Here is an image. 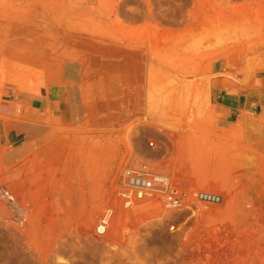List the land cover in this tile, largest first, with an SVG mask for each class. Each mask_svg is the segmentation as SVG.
<instances>
[{
    "label": "rangeland",
    "instance_id": "374dc122",
    "mask_svg": "<svg viewBox=\"0 0 264 264\" xmlns=\"http://www.w3.org/2000/svg\"><path fill=\"white\" fill-rule=\"evenodd\" d=\"M42 2L47 10L34 13L39 28L27 33L19 23L10 41L24 34L62 39L67 28L69 39H106L140 50L146 82L153 71L156 86L144 82L150 102L144 95L135 122L115 125L123 117L112 118L110 97L123 85L102 74L101 100L87 101L83 127L63 130L49 152L38 149L13 167L0 153V264H264V110L244 112L224 129L211 102L212 90H250L263 74L264 0ZM20 40L31 44L0 61V100L14 91L41 96L58 82L57 49L43 53L44 39ZM144 165L172 177L189 199L210 191L222 202L176 212L160 200L125 211L122 175ZM109 207L116 216L100 235Z\"/></svg>",
    "mask_w": 264,
    "mask_h": 264
},
{
    "label": "crops",
    "instance_id": "0c3cea01",
    "mask_svg": "<svg viewBox=\"0 0 264 264\" xmlns=\"http://www.w3.org/2000/svg\"><path fill=\"white\" fill-rule=\"evenodd\" d=\"M42 3V0L40 3L37 0H0V61L8 57L14 59L13 55L17 54L20 46L27 48L26 44H31L20 39H44L41 52L49 50V43L53 41L51 36L24 34L15 37L17 40L13 42L8 35L19 23L20 28L24 29L23 32L36 30L38 17L34 13L38 9L47 10ZM27 12L32 14L26 15ZM61 38L64 39L63 36ZM34 41L32 43L35 44ZM45 54L44 57L47 56ZM56 55V59L62 60V65L55 69V74L59 77L57 84H50L41 96L14 91L4 94L0 100V153L2 162L7 167H13L31 156H36L38 149L45 148L49 152L62 137L63 130L83 127L87 115V101L101 100V75L111 78L115 76L108 69L101 68L102 62L97 57L89 58L93 62H84V59L80 61L64 53ZM50 70L53 73V69ZM124 92L123 87L110 99L120 101L121 105L126 106ZM211 102L220 115L218 121L224 129L236 124L244 112L264 110V71L254 79V86L250 90L234 92L225 89L223 85L220 89L212 90ZM110 113L111 110L109 115ZM115 121V125L122 124L116 119Z\"/></svg>",
    "mask_w": 264,
    "mask_h": 264
},
{
    "label": "bare ground",
    "instance_id": "6f19581e",
    "mask_svg": "<svg viewBox=\"0 0 264 264\" xmlns=\"http://www.w3.org/2000/svg\"><path fill=\"white\" fill-rule=\"evenodd\" d=\"M222 4V3H221ZM94 23V22H93ZM67 24V23H66ZM93 26V25H92ZM80 28V27H79ZM73 29V28H72ZM81 29V28H80ZM220 29V28H219ZM71 30V29H70ZM68 28L65 31H60L63 34L64 38L67 39H53L52 43H49V49L52 50V48H54L56 51H58L57 53H60V51L64 50L66 52H64V54H67L68 56L74 58V59H78L80 61H91V59H89L90 57H97L98 59L101 60V68L102 69H108L109 72L111 71L113 74H118V79L113 76L112 78L110 77V81L111 82H116L118 80V82H120L123 87L125 88V92H124V97L126 100V106L123 107L120 103V101H115L113 102V105L111 106L113 108V110H117L116 114H114L112 116V118H116V116L118 117H123V121L122 124L127 123V121L129 122L130 119L135 118L136 116L139 117L138 115H140V113L142 112V110L145 108L144 104L146 105V103H144V95L146 94L144 92V88H145V84L144 82H146L147 76H146V70H144L145 65H144V61H145V56L141 53L140 50L138 49H128V48H120V47H116V46H112L111 44L106 43V39H104L105 41L100 42L98 39H69L72 36L73 31L71 32ZM76 30V29H75ZM74 30V31H75ZM84 30V28L82 29ZM93 30V29H92ZM98 30V29H96ZM86 31V29H85ZM84 31V33H85ZM101 31V30H100ZM99 31V32H100ZM88 32V30L86 31ZM90 32H92L90 30ZM98 32V33H99ZM83 31L82 34L84 35ZM107 33V32H105ZM88 35V33H87ZM104 35V36H103ZM222 35V34H221ZM91 36H93V34H91ZM90 36V37H91ZM96 37V34L94 35ZM93 36V37H94ZM103 38L106 36L105 34L101 35ZM100 36V37H101ZM109 36V34H107V37ZM92 37V38H93ZM94 37V38H95ZM99 37V35H98ZM97 37V38H98ZM101 37V40H103V38ZM105 37V38H107ZM109 38V37H108ZM111 38V37H110ZM100 39V38H99ZM111 41H113L112 39H110ZM110 41V42H111ZM115 41V40H114ZM116 41H119L118 39H116ZM115 41V42H116ZM121 41V40H120ZM119 41V42H120ZM46 42H48L46 40ZM45 42V43H46ZM114 42V43H115ZM116 42V43H119ZM221 42V41H219ZM218 42V43H219ZM238 42V41H237ZM227 44V43H226ZM123 45V43H122ZM130 45V44H129ZM215 45L217 46V44L215 43ZM221 48L222 46V42L218 44ZM237 45V44H236ZM131 46V45H130ZM208 45H205V47H207ZM204 47V48H205ZM231 47V46H230ZM151 48V47H150ZM191 48V47H190ZM207 49V48H206ZM223 49V48H222ZM151 50V49H150ZM216 51V50H215ZM209 52V51H208ZM221 52L219 55H224L225 54V50H221L219 51ZM56 53V52H55ZM54 53V54H55ZM56 53V54H57ZM62 53V52H61ZM156 53V52H155ZM180 53V52H179ZM211 53V52H210ZM209 53V54H210ZM216 53V52H213ZM148 54V53H147ZM154 54V53H153ZM152 54V55H153ZM159 55V54H158ZM161 55V54H160ZM169 55V54H168ZM208 55V54H207ZM206 52H205V57L207 56ZM213 55V54H212ZM217 55V54H215ZM156 56V54H155ZM164 55H162L163 57ZM201 56V55H200ZM238 56V55H237ZM85 57L87 60H85ZM147 57V56H146ZM152 57V56H151ZM161 57V56H160ZM167 56H164L163 58H165ZM173 58V56H171ZM170 57V58H171ZM175 57V56H174ZM181 58V56H179ZM192 57V56H191ZM202 57V56H201ZM239 57V56H238ZM37 59V57H35ZM186 58V57H184ZM200 58V57H199ZM190 59V58H189ZM192 59V58H191ZM203 59V58H202ZM208 59V58H207ZM236 59V58H235ZM154 60V59H153ZM166 60V59H164ZM163 60V61H164ZM62 61V60H61ZM79 61V62H80ZM172 61V60H171ZM170 61V62H171ZM187 61V60H185ZM228 61V60H227ZM236 61V60H235ZM34 62V61H33ZM39 62V61H37ZM36 62V63H37ZM93 62V61H91ZM165 62V61H164ZM173 62V61H172ZM184 62V61H183ZM27 63V62H26ZM60 63V62H59ZM167 63V62H166ZM187 63V62H186ZM40 64V63H39ZM168 64V63H167ZM62 65V63H61ZM93 65V64H92ZM170 65V64H169ZM151 66V65H150ZM154 67V66H152ZM168 67V66H167ZM190 67V66H189ZM229 67V66H228ZM82 68V67H81ZM80 68V69H81ZM158 68V67H156ZM175 68V67H173ZM177 69V68H176ZM27 70V69H26ZM149 70V69H148ZM194 69H192L193 71ZM61 71V70H60ZM182 71V70H181ZM180 71V72H181ZM196 71V70H195ZM219 71V72H218ZM27 72V71H26ZM104 72V71H103ZM153 71H151L150 73H152ZM169 72V71H168ZM218 74H221L220 69L217 70ZM148 75V83L147 86L150 88L153 87V74ZM154 73V72H153ZM178 73V72H177ZM26 74V73H24ZM156 74V73H155ZM179 74V73H178ZM195 74V73H194ZM217 74V75H218ZM92 75V74H91ZM159 75V74H158ZM184 75V74H183ZM216 75V74H215ZM222 75V74H221ZM224 75V74H223ZM82 76V75H81ZM80 76V77H81ZM173 76V75H172ZM228 76V75H227ZM25 77V76H24ZM160 77V76H159ZM27 79V78H26ZM82 79V78H81ZM164 79V76H163ZM184 81V80H183ZM207 81V80H206ZM68 82V81H67ZM111 82L109 84H111ZM155 82V81H154ZM174 82V81H173ZM182 82V81H181ZM180 82V83H181ZM192 82V81H191ZM160 83V82H159ZM91 84V83H90ZM195 84V83H194ZM204 84V83H203ZM202 84V85H203ZM119 85V84H118ZM121 86V85H120ZM156 86V85H155ZM162 86V85H161ZM158 87V86H157ZM209 87V86H208ZM25 88V87H24ZM178 88V87H177ZM181 89V88H180ZM147 90V89H146ZM152 90V89H151ZM176 90V89H175ZM149 91V90H148ZM153 91V90H152ZM152 91L150 92L149 95H151ZM154 91H156L154 89ZM183 91V90H182ZM200 91V90H199ZM161 93V92H160ZM182 93V92H181ZM194 93V92H193ZM156 94V93H155ZM183 94V93H182ZM146 96V95H145ZM156 96V95H155ZM184 96V95H183ZM165 97V96H163ZM171 97V96H170ZM176 97V96H175ZM147 98V96L145 97ZM152 98V97H151ZM149 101V98H147ZM112 100V99H111ZM155 100V99H154ZM110 101V100H109ZM152 101V100H151ZM196 101V100H195ZM150 102V101H149ZM156 103V100L154 101ZM161 102V101H160ZM196 103V102H195ZM149 104V103H148ZM169 104V103H168ZM167 104V105H168ZM188 104V103H187ZM84 105V104H83ZM152 105V104H151ZM155 105V104H154ZM163 105V104H162ZM171 105V104H170ZM149 107V105H147ZM153 106V105H152ZM171 107V106H170ZM188 107V106H187ZM111 108V109H112ZM185 108V107H183ZM174 109V108H173ZM180 109V108H179ZM157 110V108H156ZM149 111V110H148ZM146 111V112H148ZM188 111V110H187ZM91 112V111H90ZM154 112V111H153ZM163 112V111H162ZM114 113V112H113ZM143 113V112H142ZM150 113V112H149ZM147 114V113H146ZM142 115V114H141ZM187 115V114H186ZM87 116V115H86ZM182 116V115H181ZM117 117V118H118ZM89 118V117H88ZM111 118V117H110ZM144 118V116H143ZM174 118V117H173ZM139 119V118H138ZM98 120V119H97ZM134 120V119H133ZM136 120V118H135ZM134 120V122H135ZM140 120V119H139ZM171 120V119H170ZM89 121V120H88ZM91 121V120H90ZM142 121V120H140ZM144 121V120H143ZM146 121V120H145ZM184 122V121H183ZM88 123V122H87ZM120 123V122H119ZM131 123V122H130ZM140 123V122H139ZM177 123V122H176ZM182 123V122H180ZM138 124V123H137ZM136 124V125H137ZM186 124V123H185ZM131 125V124H130ZM143 125V124H142ZM138 126V125H137ZM141 126V125H139ZM171 126V125H170ZM188 126V125H187ZM128 128V126H126ZM134 127V126H133ZM136 127V126H135ZM152 127V126H151ZM185 127V126H184ZM144 131V130H143ZM172 178V177H171ZM173 179V178H172ZM174 181V180H173ZM175 182V181H174Z\"/></svg>",
    "mask_w": 264,
    "mask_h": 264
},
{
    "label": "built area",
    "instance_id": "2783aa9c",
    "mask_svg": "<svg viewBox=\"0 0 264 264\" xmlns=\"http://www.w3.org/2000/svg\"><path fill=\"white\" fill-rule=\"evenodd\" d=\"M150 146H155V143L151 142ZM122 178L125 184L119 197L125 211L140 209L142 206L152 209L160 200L176 212L192 211L195 205H219L222 202L220 195L210 191H199L189 199L170 176L158 174L148 165L142 166L140 170L128 169ZM115 216V208L109 207L97 226V233L104 235ZM101 227L103 230H100Z\"/></svg>",
    "mask_w": 264,
    "mask_h": 264
}]
</instances>
